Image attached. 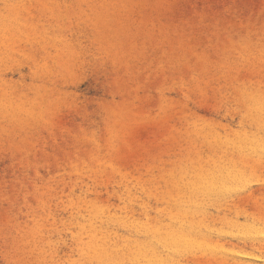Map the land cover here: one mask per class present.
I'll list each match as a JSON object with an SVG mask.
<instances>
[{
  "label": "rangeland",
  "instance_id": "374dc122",
  "mask_svg": "<svg viewBox=\"0 0 264 264\" xmlns=\"http://www.w3.org/2000/svg\"><path fill=\"white\" fill-rule=\"evenodd\" d=\"M0 264H264V0H0Z\"/></svg>",
  "mask_w": 264,
  "mask_h": 264
}]
</instances>
